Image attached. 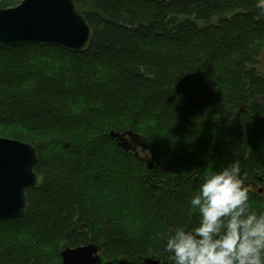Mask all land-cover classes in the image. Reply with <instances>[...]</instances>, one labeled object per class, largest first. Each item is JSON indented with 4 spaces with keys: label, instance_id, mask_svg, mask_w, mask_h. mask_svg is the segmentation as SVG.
Returning <instances> with one entry per match:
<instances>
[{
    "label": "trees",
    "instance_id": "obj_1",
    "mask_svg": "<svg viewBox=\"0 0 264 264\" xmlns=\"http://www.w3.org/2000/svg\"><path fill=\"white\" fill-rule=\"evenodd\" d=\"M72 1L85 51L0 49V137L35 148L43 180L0 222V264H62L89 244L105 264L163 258L170 229L199 226L189 200L206 175L233 162L264 212V0Z\"/></svg>",
    "mask_w": 264,
    "mask_h": 264
},
{
    "label": "water",
    "instance_id": "obj_2",
    "mask_svg": "<svg viewBox=\"0 0 264 264\" xmlns=\"http://www.w3.org/2000/svg\"><path fill=\"white\" fill-rule=\"evenodd\" d=\"M92 29L72 0H22L12 8H0V49L10 51L25 45L55 46L81 53L89 45ZM118 146L137 151L146 148L141 136L130 131L110 132ZM152 157L154 152L151 151ZM36 149L27 143L0 137V222L23 217L28 209L26 192L38 189L42 177L34 171ZM149 168H152L149 165ZM262 193V190H260ZM62 264H105L107 259L95 244L63 247ZM163 258H146L142 264H160Z\"/></svg>",
    "mask_w": 264,
    "mask_h": 264
},
{
    "label": "clouds",
    "instance_id": "obj_3",
    "mask_svg": "<svg viewBox=\"0 0 264 264\" xmlns=\"http://www.w3.org/2000/svg\"><path fill=\"white\" fill-rule=\"evenodd\" d=\"M189 206L199 226L170 229L160 264H264V212L251 209L239 162L209 172Z\"/></svg>",
    "mask_w": 264,
    "mask_h": 264
},
{
    "label": "rangeland",
    "instance_id": "obj_4",
    "mask_svg": "<svg viewBox=\"0 0 264 264\" xmlns=\"http://www.w3.org/2000/svg\"><path fill=\"white\" fill-rule=\"evenodd\" d=\"M259 69H260L261 73L264 74V55L261 58Z\"/></svg>",
    "mask_w": 264,
    "mask_h": 264
},
{
    "label": "flooded vegetation",
    "instance_id": "obj_5",
    "mask_svg": "<svg viewBox=\"0 0 264 264\" xmlns=\"http://www.w3.org/2000/svg\"><path fill=\"white\" fill-rule=\"evenodd\" d=\"M264 55V54H263ZM263 57V56H262ZM261 61V60H260ZM258 104L264 105V98L263 97H258ZM140 149V148H139ZM141 150V149H140Z\"/></svg>",
    "mask_w": 264,
    "mask_h": 264
}]
</instances>
